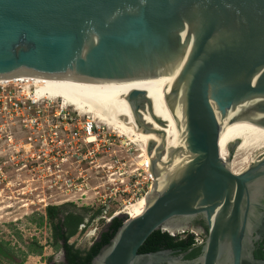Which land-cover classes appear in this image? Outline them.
I'll list each match as a JSON object with an SVG mask.
<instances>
[{"label":"water","instance_id":"water-1","mask_svg":"<svg viewBox=\"0 0 264 264\" xmlns=\"http://www.w3.org/2000/svg\"><path fill=\"white\" fill-rule=\"evenodd\" d=\"M16 76L98 88L125 121L181 146L90 264H264L252 254L264 156L234 174L219 155L264 129V0H0V79ZM146 152L155 179L164 148ZM195 218L206 227L197 257L138 253L151 233L183 234Z\"/></svg>","mask_w":264,"mask_h":264},{"label":"built area","instance_id":"built-area-1","mask_svg":"<svg viewBox=\"0 0 264 264\" xmlns=\"http://www.w3.org/2000/svg\"><path fill=\"white\" fill-rule=\"evenodd\" d=\"M23 85L20 82L0 86V194L4 189L10 193L5 196L7 199L15 194L18 197L15 199L19 200L14 204H17L19 210L44 211L48 207L44 205V180L66 183L63 175H66L67 170L63 168L64 165L79 167L80 164H85L94 167L95 156L104 146L97 141L96 125L92 121L86 117L82 119L74 111L51 109L43 97L36 98L33 86L25 89L26 85ZM89 138H93V141L89 142ZM108 170L106 182L113 188L115 181L122 185L123 173ZM140 171L145 173L141 168ZM75 175V180L84 177L77 169H74ZM147 181L150 184L148 177ZM31 183L38 187L28 188ZM128 184L123 186L121 193L128 192ZM67 189L60 190L62 202L73 200L76 195H86V192H81L80 187L75 192ZM35 191L38 192L32 196ZM135 191L137 194L139 189L136 188ZM92 196L95 198L99 195L94 193ZM58 205L59 203H53L49 206ZM8 206L11 207H5ZM123 216L124 221L128 219L124 214ZM202 242L203 239L194 232L193 246L198 247Z\"/></svg>","mask_w":264,"mask_h":264},{"label":"rangeland","instance_id":"rangeland-1","mask_svg":"<svg viewBox=\"0 0 264 264\" xmlns=\"http://www.w3.org/2000/svg\"><path fill=\"white\" fill-rule=\"evenodd\" d=\"M47 103L53 110L74 111L69 107H61L59 101H47ZM78 116L81 117L79 114ZM82 119L80 122H82ZM93 123L96 125L97 141L104 146L95 156L94 167L85 164H80L79 167L66 164L63 166L67 170L66 175H63L66 183H50L44 180L43 189L44 205L49 206L53 203H59L58 206H66L67 212H84L85 221L89 222L85 228L78 230L70 240L73 246L81 250H87L90 247L99 233L111 221V217L122 218L124 221L125 217L122 214L124 206L135 203L144 194L148 195L151 191L147 174L145 175L140 171L136 164L139 161L136 159L138 155L137 148L125 142V139L118 138L109 129L95 122ZM263 156L264 149H260L253 153L252 159L255 160ZM74 169L80 170L84 177L75 180ZM108 169L113 173H123L122 185L115 181V187L113 188L106 182L105 177L107 176L105 175ZM135 169L137 170L134 171ZM12 179H14V175H12ZM68 179L70 182H67ZM136 183L138 184L136 185ZM126 184L129 186L128 192L121 193V189ZM32 187L36 188L38 185L31 183L28 188ZM68 187L69 189H67ZM78 187L81 188V192H86L85 196L79 197L76 195L73 200L62 202L63 196L59 194L62 190L67 189L75 192ZM110 188L112 190L119 189L113 192ZM136 188L139 189L137 194ZM37 192H32V196ZM94 193L103 197L97 196L94 198L92 196ZM9 194L6 189L0 194V208L3 209L0 210V264H62L61 250L51 240L50 224L46 219L45 210L36 212L19 210L17 204H14L19 199H15V194L7 199L5 196ZM108 195L111 196L108 197ZM7 205H11V207L4 209ZM83 209L87 210L81 211ZM180 236H183V234H180Z\"/></svg>","mask_w":264,"mask_h":264},{"label":"bare ground","instance_id":"bare-ground-1","mask_svg":"<svg viewBox=\"0 0 264 264\" xmlns=\"http://www.w3.org/2000/svg\"><path fill=\"white\" fill-rule=\"evenodd\" d=\"M20 82L26 85H23L25 89L28 86H33L36 92V98L43 97L44 100L50 102L59 101L61 107L72 108L82 117H86L90 121L109 129L118 138H123L125 142L135 146L137 148L136 150H138L136 159L139 161L136 163L137 166L147 174L145 175L151 180L150 184H152V181L156 183L157 188L161 186L169 172L178 165L179 156H175L172 159L170 157L176 148L181 147L180 145L150 132L143 133L135 125L125 121L112 110L108 100L100 89L83 82L33 76H16L11 79H0V86ZM91 141H93V138H89V142ZM150 143L153 146H163L164 148L161 164H156L158 174L155 176V179L151 178L148 171L149 163L154 157V152H150V156L146 152ZM260 149H264V129L261 127L252 129L241 140L231 158H229L227 151H219V155L222 160L228 162L230 170L234 174H237L254 160L252 159L253 153ZM166 163L168 165H165ZM145 206L146 194L135 203L125 206L122 213L133 218L139 215ZM8 208L10 207H4V209ZM172 228L169 227L165 230L171 233L174 230Z\"/></svg>","mask_w":264,"mask_h":264},{"label":"trees","instance_id":"trees-1","mask_svg":"<svg viewBox=\"0 0 264 264\" xmlns=\"http://www.w3.org/2000/svg\"><path fill=\"white\" fill-rule=\"evenodd\" d=\"M65 207V205H60L45 208V216L50 224L51 240L54 245H57L65 252L64 263L62 264H90L91 259L112 238L123 220L118 217L113 218L87 250H73L72 245H68L66 240L78 231L79 226L83 225V228H85L89 221L84 222V212H67ZM86 210L83 209L81 211ZM160 250H171L174 251L175 255L187 252L184 257L185 260H191L197 257L200 251L199 247L193 246V236L191 235L183 234V236H180L179 234L170 236L165 232L155 231L139 247L138 253L145 254ZM252 254L255 259L264 260L262 252L253 251Z\"/></svg>","mask_w":264,"mask_h":264},{"label":"flooded vegetation","instance_id":"flooded-vegetation-1","mask_svg":"<svg viewBox=\"0 0 264 264\" xmlns=\"http://www.w3.org/2000/svg\"><path fill=\"white\" fill-rule=\"evenodd\" d=\"M84 222L86 223L85 219H84ZM81 228H83V225L79 226V229L78 230H80ZM194 232L197 233L204 240L205 234H206V227L204 225V222L200 218H195V219L189 221L188 228H187V232H185L183 234L184 235H191V236H193V233ZM73 236H70L66 240V243L68 245H72L73 250L83 251V250H81V249L76 248L75 246H73V243H70V240H71V238ZM59 244H61V242H59ZM60 250H61V260H62V263H64L65 252L62 249H60ZM253 251H260V252H262V255L264 256V238L263 237L261 239H259L258 241H256V242L253 243L252 253H253Z\"/></svg>","mask_w":264,"mask_h":264}]
</instances>
